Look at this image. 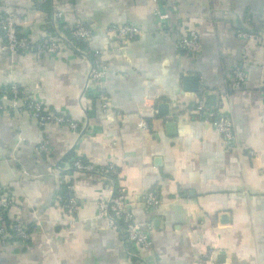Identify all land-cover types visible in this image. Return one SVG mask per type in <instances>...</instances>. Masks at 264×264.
<instances>
[{
	"label": "crops",
	"instance_id": "crops-1",
	"mask_svg": "<svg viewBox=\"0 0 264 264\" xmlns=\"http://www.w3.org/2000/svg\"><path fill=\"white\" fill-rule=\"evenodd\" d=\"M162 3L165 32L152 0H0V17L32 41L49 32L63 40L54 53L0 52V99L16 83L77 123L41 125L25 111L0 112L4 223L29 233L8 235L0 264H264V0ZM76 19L92 30L82 45L72 37ZM124 24L141 31L119 41L112 28ZM190 31L197 51L178 46ZM92 50L106 65L103 97L88 79ZM236 67L245 73L239 86ZM190 74L197 90L185 81ZM196 99L231 118L232 140L192 114ZM76 158L118 167L116 185L150 249L119 238L98 214L106 178L75 171ZM68 182L72 210L64 207ZM150 192L157 206L146 204Z\"/></svg>",
	"mask_w": 264,
	"mask_h": 264
},
{
	"label": "built area",
	"instance_id": "built-area-1",
	"mask_svg": "<svg viewBox=\"0 0 264 264\" xmlns=\"http://www.w3.org/2000/svg\"><path fill=\"white\" fill-rule=\"evenodd\" d=\"M46 1V0H40ZM154 3V13L157 17L158 31L165 32L170 29L167 25L169 13L163 8V0H152ZM66 5L72 6L73 0H65ZM55 17L58 20L63 18V12L57 10ZM119 41L131 39L140 33V29L132 24H124L114 26L112 28ZM242 34V33H241ZM246 35V34H242ZM72 37L75 41L88 42L92 38V30L81 19H76L72 29ZM0 52H8L17 54L21 52L36 51L39 53H54L60 49L62 38L51 32L43 36L37 41H32L27 35L21 34L10 16L0 17ZM178 46L187 51H197L199 42L195 31H190L182 35L178 39ZM89 58L88 79L95 82L100 87V82L103 80L106 73V65L102 61L98 50H92ZM233 86L241 85L245 80V73L241 67H236L233 70ZM264 91V90H263ZM0 112L1 111H25L34 117L39 124L43 125L49 121L65 123L71 127H76L77 123L69 117L60 114H54L46 110L43 104L33 96L26 95L18 84L12 83L1 94ZM100 97H103V91L98 92ZM154 111H157V109ZM192 114L200 116L206 123L215 126L226 140L234 138L233 122L229 116L217 114L213 108L205 106L201 99H196L193 104ZM139 127L148 129L149 123L143 119L138 122ZM40 147L44 148V143H39ZM72 168L78 172H97L106 178V195H100L97 200L98 214L104 217L109 226L114 229L116 235L126 241L128 244H133L139 251L147 250L152 247V240L147 232L136 227L132 212L129 209L126 199L125 189L116 185L115 177L118 174V167L114 164L105 166H96L91 162L83 161L76 158L72 162ZM68 174H65V178ZM73 185L67 184V198L64 207L72 210L75 206L76 199L72 195ZM146 204L157 206L160 200L153 194L148 193L145 199ZM10 204V201L3 193V188L0 185V244L5 243L8 235L17 239H27L29 236L28 230L19 223H14L7 227L4 223L5 208ZM11 228V229H10Z\"/></svg>",
	"mask_w": 264,
	"mask_h": 264
},
{
	"label": "water",
	"instance_id": "water-1",
	"mask_svg": "<svg viewBox=\"0 0 264 264\" xmlns=\"http://www.w3.org/2000/svg\"><path fill=\"white\" fill-rule=\"evenodd\" d=\"M185 81H187V83H189L190 85V89L191 90H197L198 88V78L196 75H186L185 76Z\"/></svg>",
	"mask_w": 264,
	"mask_h": 264
},
{
	"label": "trees",
	"instance_id": "trees-1",
	"mask_svg": "<svg viewBox=\"0 0 264 264\" xmlns=\"http://www.w3.org/2000/svg\"><path fill=\"white\" fill-rule=\"evenodd\" d=\"M76 43H78V44L82 45V43H85V42L76 41ZM185 51H187V50H185Z\"/></svg>",
	"mask_w": 264,
	"mask_h": 264
}]
</instances>
